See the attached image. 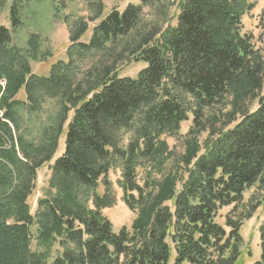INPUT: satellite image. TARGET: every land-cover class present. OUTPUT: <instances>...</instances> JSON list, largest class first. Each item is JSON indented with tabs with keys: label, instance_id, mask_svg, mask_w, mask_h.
Segmentation results:
<instances>
[{
	"label": "trees",
	"instance_id": "1",
	"mask_svg": "<svg viewBox=\"0 0 264 264\" xmlns=\"http://www.w3.org/2000/svg\"><path fill=\"white\" fill-rule=\"evenodd\" d=\"M70 1L53 0L55 16ZM25 2L13 0L12 29L0 25V264H247L253 248L242 229L264 204V55L243 20L255 2L179 0L176 23L162 26L145 20L157 0L104 17L103 0H88L90 19L64 18L68 62L42 76L31 65L48 57L40 36L32 33L26 50L13 44ZM90 20L100 21L84 42ZM95 54L103 61L88 69L85 86L75 83L70 69ZM124 61L145 67L121 77ZM47 96L62 98L59 124L27 142L22 110ZM46 163L51 176L32 215ZM116 186L136 214L118 230L104 214ZM259 232L254 264H264V223Z\"/></svg>",
	"mask_w": 264,
	"mask_h": 264
},
{
	"label": "rangeland",
	"instance_id": "2",
	"mask_svg": "<svg viewBox=\"0 0 264 264\" xmlns=\"http://www.w3.org/2000/svg\"><path fill=\"white\" fill-rule=\"evenodd\" d=\"M179 0H157L156 4L152 7L145 8V20L149 24H160L164 25L169 22L172 24L176 23V15L178 12L177 2ZM255 2V7L244 15V25L245 31L252 33L255 37V42L258 47H260L264 55V0H249ZM140 0H103L105 5L103 17L108 15L113 9H118L123 11L129 3L137 4ZM13 0H3L0 4V25H4L11 28L10 21V9ZM53 0H27L23 7L21 8V20L22 23L13 32V44L21 49L28 48V39L30 35L38 34L41 38V50L42 52L48 53L47 58L38 57V59L31 60L32 70L37 75H47L51 69V66L62 61L65 64L68 62L67 47L70 44V26L65 20V16L69 19L75 20L78 17H86L90 19L93 15L92 10L88 6V0H72L68 3V6L62 11L60 16H55V7ZM98 21L89 22L88 31L83 36L82 41L89 42L92 35L94 26ZM144 28V26H143ZM102 55L95 54L89 57V59L83 61L78 60L76 66L70 69L72 72L73 80L75 83L83 82L85 86L84 78H88L87 71L94 65L100 64L103 61ZM100 59V60H99ZM99 60V61H98ZM119 76L121 77H136L141 69L145 67L143 62H120L119 63ZM264 93V89H263ZM17 98L23 101H27V96L25 89H22L17 95ZM28 105V104H27ZM62 98L57 97H45L41 103L40 108L37 110H31L26 108L22 110L21 115L23 116V124L21 134L27 142L38 143L40 136L44 129L48 126H56L59 124L57 115L62 111ZM72 111L69 112L68 119L64 123V129L68 124V120L72 116ZM1 114H3V109ZM2 116L0 115V120ZM191 125V120L186 121L182 124V134H186ZM17 133V132H16ZM207 133V132H206ZM204 133V138L207 134ZM18 135V134H17ZM170 146L177 148L178 153L183 152L182 144L179 140L175 138H168ZM65 149V137L64 134L59 139L58 151L55 155V159L60 157ZM22 157V153H21ZM54 159V160H55ZM54 160L51 162L53 164ZM50 164H44L38 170V178L36 181V189L32 196L29 198V203L31 205V213L35 215L38 213V203L37 200L43 197L45 187L47 186L51 170L49 168ZM110 177L113 181H116L120 177L119 171H112ZM117 191V201L112 208H107L104 210V214L107 215L113 223L116 230L120 229L122 226L130 227L133 220L136 217L134 211L129 209L126 205L123 197L122 190L116 186ZM255 191V188L249 190L246 193V198L248 199L250 195ZM264 223V204L256 211L252 219L245 221L242 229V234L247 242V246L253 248V253L251 260L247 264H253L256 260L260 259L261 256V242H260V232L259 228ZM33 235L36 238L37 235V225L32 228ZM32 248L34 250H39L37 246V240H33ZM248 260V259H247ZM246 260V261H247Z\"/></svg>",
	"mask_w": 264,
	"mask_h": 264
},
{
	"label": "crops",
	"instance_id": "3",
	"mask_svg": "<svg viewBox=\"0 0 264 264\" xmlns=\"http://www.w3.org/2000/svg\"><path fill=\"white\" fill-rule=\"evenodd\" d=\"M252 218H253V217H252ZM252 218H251V219H252ZM249 220H250V219H249ZM255 262H256V261H255Z\"/></svg>",
	"mask_w": 264,
	"mask_h": 264
}]
</instances>
